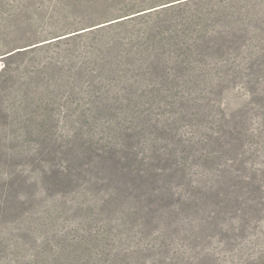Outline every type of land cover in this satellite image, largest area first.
Listing matches in <instances>:
<instances>
[{
  "label": "rangeland",
  "instance_id": "rangeland-1",
  "mask_svg": "<svg viewBox=\"0 0 264 264\" xmlns=\"http://www.w3.org/2000/svg\"><path fill=\"white\" fill-rule=\"evenodd\" d=\"M165 1L0 0V71L8 63L23 81L11 92L0 77V156L12 158L0 167V264H80L87 245V252H105L96 262L102 264H141L126 254L131 249H144L136 257L147 264H264L263 41L251 42V59L235 60L242 76L213 95L221 102L216 121H205L197 136L190 133L198 122L178 117L171 104L141 108L143 117L94 106L88 113L96 112L99 121L78 116L80 56L91 52L87 65L95 67L107 43L137 37L142 29L116 27L83 45L64 37ZM249 4L250 13L238 17L253 36L263 16L254 1ZM111 46L114 52L134 50ZM18 50L25 51L6 57ZM84 144L95 148L82 155ZM108 146L133 150L154 165L132 164L134 175L124 179L122 191L103 161L78 176L97 160L96 148ZM181 164L191 176H174ZM64 168L72 181L59 182ZM111 192L123 201L116 208L102 204ZM141 201L155 219L134 211ZM105 225L108 234L94 237ZM71 238L83 239L84 246L69 254ZM114 241L121 245L116 258L107 253Z\"/></svg>",
  "mask_w": 264,
  "mask_h": 264
},
{
  "label": "trees",
  "instance_id": "trees-1",
  "mask_svg": "<svg viewBox=\"0 0 264 264\" xmlns=\"http://www.w3.org/2000/svg\"><path fill=\"white\" fill-rule=\"evenodd\" d=\"M250 1L168 0L138 10L122 11L115 15L116 17L104 21L105 23L95 25V28L68 33L71 35L64 38L80 41L83 45L87 43L85 39H90L98 33L112 31L116 27L133 25L142 29L137 37L111 42L122 47L131 46L130 49L134 50L114 52L112 49L115 46L107 43L100 51V55H97L96 61H93L95 67L87 65L90 55L92 56L91 52L89 57L80 56L81 65L76 72L78 85L75 104L78 106L81 121L100 120L93 110L92 114L88 113L91 106H94L96 111L106 110L116 116L118 110H135L130 116L136 117L139 114V117H143L145 114L139 111L141 108L152 107L154 104H158V107L171 104L178 106V117L181 115L183 118L198 122L195 132L190 133L191 137L197 136L205 121L209 124L216 121L213 112L221 107V102L217 104L213 95L223 94L231 88V83L236 82V78L242 76L235 60L240 62L251 59V42H264V37L259 40V37L264 36L262 0H252L255 2L254 7L261 8L263 16L261 25L253 36L250 24L248 23V26L246 19L238 17V14L250 13ZM102 39L106 38L102 36ZM51 42L53 41L49 43ZM24 51H11L6 57L18 56ZM17 70L5 63L0 71V77L4 76L5 83H10L11 92L19 87L21 82L22 75ZM248 82L250 83V80ZM112 125L114 124L108 125L107 129H113ZM82 148L80 154L86 155L89 149L95 147L92 144H84ZM96 149L98 152L96 151L95 158L98 160L100 157V162L93 160L88 164V168L81 167L78 176H82L83 171H89L92 166L102 164L103 161L105 172L115 177L121 191L122 186L127 184L124 179L134 175L132 164L137 162L151 167L154 165L152 161L139 159L133 150H118L113 146ZM11 160V157L0 156V167L8 166ZM64 169L65 171L58 174L59 182L72 181L74 175ZM173 171L174 176L182 178L191 176L183 164L178 165ZM53 173L57 174L55 171ZM43 174V179H47L48 171L44 170ZM191 183L193 185V179ZM197 184L201 185V181L198 180ZM110 195L102 204L115 208L120 206L122 198L112 192ZM146 207L141 201L140 207L134 211L153 217L155 211L149 206L148 209ZM153 218L155 219V216ZM163 218L162 215L159 217ZM107 234L105 225L95 231L94 237H105ZM69 242H71L68 244L71 247L69 254L76 253V247L84 246L83 239L71 238ZM117 242H112L107 252L113 258L120 257L121 245L119 247ZM87 250L88 245L83 248V254L79 257L80 264H102L100 261L96 262L102 259L105 252L93 253ZM142 251L144 252V249H131L126 254L133 256L141 264L150 263L146 259L136 257ZM54 256L59 258L62 253ZM85 257H88L87 260Z\"/></svg>",
  "mask_w": 264,
  "mask_h": 264
}]
</instances>
